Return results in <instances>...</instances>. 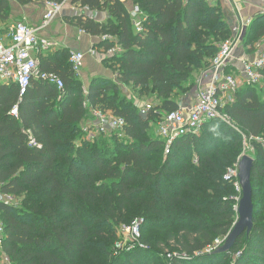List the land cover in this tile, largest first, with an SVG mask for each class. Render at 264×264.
Here are the masks:
<instances>
[{
    "label": "trees",
    "instance_id": "trees-1",
    "mask_svg": "<svg viewBox=\"0 0 264 264\" xmlns=\"http://www.w3.org/2000/svg\"><path fill=\"white\" fill-rule=\"evenodd\" d=\"M69 1L107 13L104 22L81 12L66 20L88 35L114 37L99 47H120L104 60L115 80L95 76L83 91L64 53H40V69L57 73L62 90L32 79L19 98L16 84L0 83V192L18 201L0 202L8 264H264V149L255 139L264 136V69L261 86H241L224 106L232 125L208 120L167 150L154 134L153 123L179 107L177 92L194 85L232 25L204 0ZM11 4L0 0V21ZM133 5L144 13L139 32L128 12ZM262 37L264 13H257L243 46ZM120 83L158 102L143 116L120 94ZM15 105L18 117L10 114ZM89 107L124 118V135L84 139ZM244 137L253 147V227L228 253H214L209 249L236 220L239 193L235 179L224 176L238 162ZM136 220L140 237L116 249V228Z\"/></svg>",
    "mask_w": 264,
    "mask_h": 264
},
{
    "label": "built area",
    "instance_id": "built-area-1",
    "mask_svg": "<svg viewBox=\"0 0 264 264\" xmlns=\"http://www.w3.org/2000/svg\"><path fill=\"white\" fill-rule=\"evenodd\" d=\"M65 0L61 3L47 2V10L43 14L38 25L32 26L24 21H13L5 27H0V83L9 85L14 83L18 87L19 98L23 96L30 85L32 79L47 81L56 86L58 90L63 89V80L55 72L40 69V59L38 54L53 51L57 47L56 42L40 35V31L45 29L50 22L61 11ZM206 3H213L217 0H204ZM81 13L87 14L95 19L96 11L87 8H81ZM133 27L136 31L142 30L144 13L137 6L128 8ZM264 13V7L259 11ZM251 18L242 20L235 19L231 30L233 37L222 42L219 45L216 56L210 61L208 67L200 70L195 76L194 87L195 96L193 101L182 104L170 112H162L159 119L154 124V131L157 137L166 142V150L172 141L182 135L197 133L204 123L211 119H228L223 111L226 104L231 103L236 91L245 84L262 85L264 69V37L253 47L252 56L243 54L237 59L234 54L240 44H242V34L250 24ZM79 32L85 33L82 29ZM102 40L114 39L111 35H103ZM245 49V48H244ZM120 50L119 46H114L108 50H103V54L110 56ZM93 53L92 50H90ZM248 55V56H247ZM85 53L81 51H72L68 56L70 70L77 74L84 63ZM237 60V64L234 63ZM154 106L149 102H143L140 107V114L146 113ZM89 118L82 125L81 131L83 138L94 140L96 137L111 132L122 137L126 122L124 118L114 115L111 111L101 110L95 107H89ZM10 114L18 117V108L13 106ZM229 121V119H228ZM245 138V137H244ZM264 149V136L255 138ZM29 144L34 145L35 140L30 136ZM240 158V157H239ZM238 158V160H239ZM236 163L234 168L227 171L225 179H235L234 185L237 192L235 210L241 197V189L238 184V168ZM0 202L7 205H17L15 196L3 194L0 192ZM128 233L127 244L117 241L116 249H124L135 243L140 237L139 222L133 221L129 226L121 228V231ZM4 236V225L0 219V251L2 253V244ZM225 239V238H224ZM222 241L216 240L209 249L213 250L222 245Z\"/></svg>",
    "mask_w": 264,
    "mask_h": 264
},
{
    "label": "crops",
    "instance_id": "crops-1",
    "mask_svg": "<svg viewBox=\"0 0 264 264\" xmlns=\"http://www.w3.org/2000/svg\"><path fill=\"white\" fill-rule=\"evenodd\" d=\"M14 10V18H19L16 21H24L25 23L35 26L38 25L39 21L42 19L43 14L47 10V1L46 0H34L32 3L25 6H21L16 1L11 0ZM124 1V0H123ZM222 4L228 9L227 22L231 26L233 25L235 19H248L256 15V11H260L264 7V0H220ZM80 6L77 4H72L70 1H66L61 9V11L56 15V17L50 22V24L40 31V35L56 42L57 47L53 51L58 53H68L72 51H81L85 53L84 64H86L89 69L88 72L93 74L90 76V79L95 76H102L105 78L114 79L115 75L110 71V74H106V71L109 69L104 66V58L107 56L103 54V50L98 47L99 42H101L100 37H94L86 33L79 32V28L69 23L66 18L72 17L76 13H80ZM231 13V14H230ZM13 18V17H11ZM95 19L101 22H104L107 19V13L105 11H96ZM13 21H8V25ZM99 50L98 55L93 50ZM93 53H91V51ZM58 51V52H57ZM50 52V51H49ZM45 53L42 56H53V54ZM249 54L252 56V52H247L244 48H238L234 54L236 59L243 55ZM41 56L38 54V58ZM248 56V55H247ZM41 62V60H40ZM69 63V61H68ZM234 63L237 64V60H234ZM84 64L82 66H84ZM70 66V65H69ZM108 69V70H107ZM86 73V70H81ZM82 76V72H81ZM87 79V74H85ZM89 79V80H90ZM88 85V83H87ZM182 102V101H181ZM191 102V101H190ZM187 102V103H190Z\"/></svg>",
    "mask_w": 264,
    "mask_h": 264
},
{
    "label": "rangeland",
    "instance_id": "rangeland-1",
    "mask_svg": "<svg viewBox=\"0 0 264 264\" xmlns=\"http://www.w3.org/2000/svg\"><path fill=\"white\" fill-rule=\"evenodd\" d=\"M208 5H210L213 8H219L220 9V13H221V17L224 18L225 20H227V16L229 14L227 13L228 9H226L227 7L224 6V3L222 4V2L220 0H218V1L210 3ZM13 7H14L13 4H11V10H10L9 13H7V16H6V20L7 21H16V20L19 19V18H14L15 16L13 15L14 14ZM257 12L260 13L259 11H256V13ZM11 17H13V18H11ZM6 20L0 21V22L1 23H5ZM250 24H251V22H250ZM249 25L243 31L242 44H240L239 47H240V49L245 48V50L250 53V52H253L254 45L259 43L261 38L254 39V41H253L254 45L252 44V46L250 45V47L249 46L248 47L243 46V40H244V37L246 35V31L249 28ZM232 37H233V33L231 32V38ZM93 50L96 52L97 55H98V52L101 53V51H99V50H96V49H93ZM49 54H53V56H54L56 54V51H50ZM68 56H69V52L64 54V59L67 58V60H68ZM104 59H107V58H104ZM104 66H106V65L104 64ZM106 67L109 69V71H106L105 73L106 74H110L111 69L108 66H106ZM81 70H86V73L84 71H81ZM88 71H89V69L87 68L86 64H84V66L81 67L79 72L77 74H75L77 79H79V81L81 82V89L83 91L86 89L87 83L89 82V79H90V76L93 74L92 72H88ZM81 72H82V76H81ZM85 74H87V79L85 78ZM113 80H115V77H114ZM187 84H189V81L187 82ZM187 84H186V86H184L183 90H180V91L177 92L178 95L176 96V98H178L180 101H182V104H187V102L193 101L194 96L196 94L194 85L189 87ZM120 91H121L120 94L122 96H124L127 101L132 102L134 105L136 103L137 105L141 106V104L143 102H149L152 105H155L158 102V100L156 99L155 95H153V94H149L148 96H143V97L137 96V94L134 91H132L131 87L129 85H127V84L120 83ZM220 121H223L225 124L232 125L230 123V121H228V119H226V120L220 119ZM200 131H201V129H199L197 134ZM154 134H155V131H154ZM242 153L248 154L249 156L253 155V147L249 144V142H248V140L246 138H243ZM239 195H240V193H239ZM239 195L237 197H239ZM127 226H129V224H121V225H119L116 228V236H117V239H118L117 241L122 242V244H127V242H128L127 238H128L129 235L127 233V230H126V232L121 231V228L127 227ZM161 252H167V251H163L162 250ZM8 263H9L8 258L4 255V253H1V251H0V264H8ZM153 264H160V260L154 259Z\"/></svg>",
    "mask_w": 264,
    "mask_h": 264
},
{
    "label": "water",
    "instance_id": "water-1",
    "mask_svg": "<svg viewBox=\"0 0 264 264\" xmlns=\"http://www.w3.org/2000/svg\"><path fill=\"white\" fill-rule=\"evenodd\" d=\"M253 167V158L248 154L242 153L238 160L237 178L241 189V197L236 208V220L222 245L214 250V253H228L237 239L245 233L248 235L253 227V204H252V185L251 170Z\"/></svg>",
    "mask_w": 264,
    "mask_h": 264
}]
</instances>
